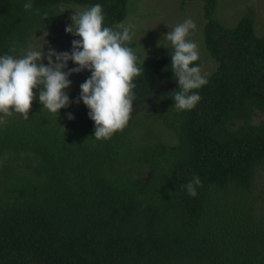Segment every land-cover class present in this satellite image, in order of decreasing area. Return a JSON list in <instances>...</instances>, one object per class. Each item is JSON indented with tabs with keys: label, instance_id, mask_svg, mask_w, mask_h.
Here are the masks:
<instances>
[{
	"label": "trees",
	"instance_id": "obj_1",
	"mask_svg": "<svg viewBox=\"0 0 264 264\" xmlns=\"http://www.w3.org/2000/svg\"><path fill=\"white\" fill-rule=\"evenodd\" d=\"M196 1L216 67L194 109L173 107L168 53L145 60L134 79L142 107L111 139L96 140L89 109L75 103L87 70L58 117L36 89L29 119L0 121V264H264V35L253 8L230 28L218 0L183 4ZM25 2L0 0V55L22 56L65 6L99 4L113 29L129 15V0ZM193 175L203 184L195 198L183 187Z\"/></svg>",
	"mask_w": 264,
	"mask_h": 264
},
{
	"label": "clouds",
	"instance_id": "obj_2",
	"mask_svg": "<svg viewBox=\"0 0 264 264\" xmlns=\"http://www.w3.org/2000/svg\"><path fill=\"white\" fill-rule=\"evenodd\" d=\"M23 7L26 11L32 10L31 0H26ZM70 19L72 24L66 26L65 32L79 38L72 41L71 53H58L51 47L45 53L44 48L29 47L17 57L9 54L15 52L13 47L9 53L0 55V121L15 113L29 119L28 114L37 99L36 89H39L38 99L43 110L58 117L60 110L72 103L67 92L72 83L69 77L87 70L91 76L80 85V96L75 103L82 101L89 109V118L95 124L94 138L108 140L122 132L132 118L137 86L134 79L142 73L145 75L147 53L140 61L127 46L133 39L131 25L119 24L115 29L104 26L99 4L75 12ZM195 29V22L186 19L163 37L173 49L171 71L179 90L170 98L174 101L173 107L180 111L194 109L201 100L197 90L208 83L201 66L196 63L200 60L199 46L188 39ZM47 35L48 32H44V36ZM45 59L47 66L43 63ZM69 61L76 67L66 71ZM68 119L73 120L74 116L68 113ZM183 187L195 198L197 188L203 184L199 176L193 175Z\"/></svg>",
	"mask_w": 264,
	"mask_h": 264
},
{
	"label": "rangeland",
	"instance_id": "obj_3",
	"mask_svg": "<svg viewBox=\"0 0 264 264\" xmlns=\"http://www.w3.org/2000/svg\"><path fill=\"white\" fill-rule=\"evenodd\" d=\"M249 7L254 9L257 33L264 35V0H218L216 16L224 26L232 28L247 13ZM83 10L85 9L74 6L63 7L62 20L47 30L48 35L46 37L44 36L46 31L35 36L30 42V47L36 50L44 48L45 53H47L49 47L58 53H71L72 41L79 38L67 34L65 28L72 24L70 17L75 12ZM186 19H192L196 24V29L190 32L188 39L199 46V54L204 61L201 65L202 74L206 78L216 67V63L206 50L204 43L205 20L202 2L196 1L183 4V0H129V15L124 21V25L132 26L134 32L132 42L136 43L135 50L141 52L143 59L146 58L147 53V59H149L173 51L170 42L163 39V37L173 30L177 24L183 23ZM158 44H160L159 47ZM53 59L55 60V58ZM43 63L47 66L46 59ZM72 64L71 61L68 62L66 71L71 69ZM76 77L77 74L69 77L72 82L69 88L70 94L76 89L78 84ZM73 79L75 80L73 81ZM177 85L178 82L175 81L172 86H166V90H170ZM154 105L155 102L148 104L149 111ZM141 107L142 103L134 104V111ZM155 107L157 108V106ZM156 111L158 112L159 110ZM255 120L259 122L261 118L256 117Z\"/></svg>",
	"mask_w": 264,
	"mask_h": 264
}]
</instances>
